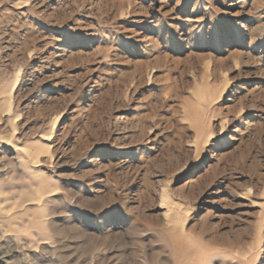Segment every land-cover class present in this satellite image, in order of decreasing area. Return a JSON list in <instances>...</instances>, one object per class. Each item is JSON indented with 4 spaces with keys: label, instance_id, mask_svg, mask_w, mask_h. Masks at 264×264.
Masks as SVG:
<instances>
[{
    "label": "rangeland",
    "instance_id": "obj_1",
    "mask_svg": "<svg viewBox=\"0 0 264 264\" xmlns=\"http://www.w3.org/2000/svg\"><path fill=\"white\" fill-rule=\"evenodd\" d=\"M0 264H264V0H0Z\"/></svg>",
    "mask_w": 264,
    "mask_h": 264
}]
</instances>
